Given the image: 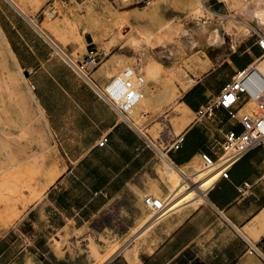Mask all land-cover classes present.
I'll use <instances>...</instances> for the list:
<instances>
[{"label": "crops", "instance_id": "crops-1", "mask_svg": "<svg viewBox=\"0 0 264 264\" xmlns=\"http://www.w3.org/2000/svg\"><path fill=\"white\" fill-rule=\"evenodd\" d=\"M81 1L49 0L48 7L54 10L59 2L76 8ZM207 3L206 12L215 21L191 31L198 36L195 40L205 37L197 44L199 51H206L201 71L190 73L194 83L182 91L178 83H171L170 74L165 73L171 66L164 64L160 83L151 86L148 93L154 108L149 113H161L166 107L163 102L176 96L179 88V105L189 108L188 115L195 114L238 70L259 57L256 35L252 32L234 41L225 33L224 8L216 1ZM2 4L0 29L31 87L32 100L48 133L52 162L48 177L54 180H48L43 199L28 208L25 218L0 228V264H80L76 248L65 247L59 253L51 240L58 231L86 225L99 240L103 236L123 246L103 264H264L257 255L246 252L242 236L258 242L264 252V146L230 165L229 176L220 175L206 191L198 183H189L174 196L183 183L177 181L172 168L190 177L200 173L202 153L214 159L220 153V127L239 131L241 126L222 108L210 119L193 120L180 134L166 139L164 145L184 136L181 147L169 152L173 164L168 163L147 145L138 128L124 121L99 95L98 88L52 50V38L41 26L46 15L43 20L41 15L29 17L8 3ZM39 19L41 27L36 24ZM214 31L222 42L208 47ZM88 34L83 35L84 48L80 43L58 45L80 57L96 49L98 62L91 79L102 89L128 62V51L122 46H95ZM105 136L108 140L100 146ZM193 186L196 194L171 213L158 218L148 214L145 196L149 191L163 199L174 196L172 201H178Z\"/></svg>", "mask_w": 264, "mask_h": 264}, {"label": "rangeland", "instance_id": "rangeland-1", "mask_svg": "<svg viewBox=\"0 0 264 264\" xmlns=\"http://www.w3.org/2000/svg\"><path fill=\"white\" fill-rule=\"evenodd\" d=\"M2 1L12 5L9 0H0L2 10ZM20 1L28 2L26 14L29 17L41 15L40 19L43 20L46 15L42 25L40 19L36 24L45 28L52 40L62 47L70 43H80L84 48L86 42L83 35L89 33L88 37L95 46H122L127 49L128 62L123 65L122 70L135 67L146 79L145 101L134 107L140 126L131 124L153 138L161 147L167 138L180 134L184 128L178 122L175 112L179 107V88H176V96L167 97L163 102L166 107L161 108V113H149L154 110L149 102L150 87L160 83V76L165 69H156L157 64L163 62V66H171L165 73L170 74L171 83H178L182 91L194 83L190 73L199 74V65L206 51H199L197 47L198 43L204 42L205 37L195 40L194 37L198 36H194L191 31L211 20L215 21L214 16L206 12L207 2L216 1L224 8L225 32L234 41L248 37L252 33L251 24L264 31V23L259 27L247 15L249 6H253L256 0H154L148 5L136 4L134 0H84L76 3V8L56 2L54 10L48 7L49 0ZM254 10L257 15L261 12L264 15V8L260 12L256 8ZM219 37L217 31L212 32L208 47L218 45L215 42ZM4 43L1 37L0 228L25 218L28 208L43 199L45 183L50 180L48 175L52 171L48 133L32 100L31 87ZM105 86L106 83L102 88ZM253 106L254 103L249 105ZM187 116L190 123L195 119V114L187 113ZM201 168H206L204 162ZM198 174L192 175V178ZM147 194L160 196L154 191ZM146 210L148 214H154L148 207ZM100 237L101 240L86 225L73 231L69 228L58 231L52 237L51 243L59 253L65 247L76 248V260L80 264H103L121 243Z\"/></svg>", "mask_w": 264, "mask_h": 264}, {"label": "built area", "instance_id": "built-area-1", "mask_svg": "<svg viewBox=\"0 0 264 264\" xmlns=\"http://www.w3.org/2000/svg\"><path fill=\"white\" fill-rule=\"evenodd\" d=\"M154 0H134L139 5H148ZM252 32L257 37L261 49L259 57L247 67L238 70L232 80L227 82L221 92L209 99L195 111V122H202L215 116L218 108L225 109L229 119L241 126V130L234 127H220V153L214 159L208 153H202L206 166L220 164L221 176L228 177L230 165L243 157L247 152L257 147L264 146V33L261 29L251 24ZM52 50L61 54L69 65L83 79L98 88L99 95L116 110L124 121L131 123L129 114L133 108L145 97L144 75L135 67H126L113 76L100 89L91 79V72L97 66L96 49H90L83 57L65 52L55 41L50 40ZM254 103L253 107H249ZM147 145L152 147L157 155L168 163L173 164L169 152L179 149L184 141V136H178L171 144L157 145L153 138L143 133ZM108 140L105 136L98 143L103 146ZM146 206L160 216L168 213V203L165 199L155 196H145ZM246 241V252L255 254L264 261V252L258 242L242 234Z\"/></svg>", "mask_w": 264, "mask_h": 264}, {"label": "bare ground", "instance_id": "bare-ground-1", "mask_svg": "<svg viewBox=\"0 0 264 264\" xmlns=\"http://www.w3.org/2000/svg\"><path fill=\"white\" fill-rule=\"evenodd\" d=\"M12 5H14L16 8H18L19 10H21L22 12H24L26 14V5L28 4L27 1H20V0H9ZM35 1V0H33ZM201 2V0H199ZM30 4V3H29ZM153 5V4H152ZM257 9L258 12L262 11V9L264 8V0H256L255 4L253 6H249L248 9V17L250 16L251 20H254L256 25L259 27H262V24L264 23V17L262 18L261 16L263 15V12H261L260 15L256 14V11L254 9ZM144 10V9H143ZM70 11V10H68ZM151 11V10H150ZM108 12V11H107ZM111 12V11H110ZM139 12V11H138ZM257 12V13H258ZM109 13V12H108ZM110 14V13H109ZM140 14V13H139ZM148 14V13H146ZM259 14V13H258ZM98 16V15H97ZM138 16V15H137ZM144 16V14H143ZM264 16V15H263ZM135 17V16H134ZM119 18V17H118ZM249 18V19H250ZM68 19V18H67ZM109 19V18H108ZM254 23V22H253ZM68 24V23H67ZM59 27V26H58ZM224 30V29H223ZM1 35L0 38L2 37L4 40V44L7 45V48L9 50V52L11 53V55L15 58L10 45L8 43V41L5 38V35L3 34L2 30L0 29ZM218 32V31H217ZM44 33V32H43ZM226 33V32H225ZM219 34V33H218ZM229 35V34H228ZM220 36V34H219ZM222 42L221 36L216 40L215 43H217L218 45ZM214 46V45H213ZM16 60V58H15ZM264 65V64H263ZM19 66V65H18ZM163 64L162 63H158L157 64V68L158 70L163 69ZM262 70H264V66L261 67ZM175 90V89H174ZM180 92V91H179ZM146 99V98H145ZM144 98L136 105V107L140 104L143 103ZM135 107V108H136ZM135 108H133V110L130 112L131 114L129 115V119L131 121V123H133L135 126H140L139 125V119L137 116V113L135 112ZM176 115L178 117V122L180 123L181 127H186L189 123H190V119L187 116V113L190 112L189 108L183 104H180L179 107L176 109ZM174 112V113H175ZM173 114V113H172ZM168 165V164H167ZM171 165V164H170ZM221 169L222 166L220 164H215L213 166H206V168L204 170H201L200 173L198 175L190 177L189 175H183L181 174L176 168H172L174 174L177 176V181L179 183H183L182 186L176 190L177 192L174 194L172 192V194H174V196L176 194H178L179 192L183 191L184 189H186L187 187H189V183H192L193 185L196 183H198V187L202 190V191H206L207 189H209L214 182L220 177L221 175ZM195 177V178H194ZM51 178V177H50ZM52 179V178H51ZM54 180V179H52ZM48 182V181H47ZM46 184V183H45ZM49 184V182L47 183ZM46 188L48 185H45ZM25 187V186H24ZM45 189V187H44ZM171 194V195H172ZM196 194L195 191V186H193V188L191 189V191L187 194V196H185V198H183L182 200H178V201H172L174 196L168 197V198H164L166 200V202L168 203V210L167 211H171L173 209H175L176 207H178V205L184 200V199H188V197L190 196H194ZM205 194V193H204ZM170 196V195H169ZM201 197H203L201 195ZM24 201V200H23ZM181 205V204H180ZM153 218H158L160 217V215L158 213H154L152 215ZM123 246H120L119 248L115 249L114 251H112L109 255V257L113 256L114 254L120 252L122 250ZM126 249V248H125ZM134 251V256H136V251ZM126 254V253H125ZM127 255H130V252H128L127 250Z\"/></svg>", "mask_w": 264, "mask_h": 264}]
</instances>
